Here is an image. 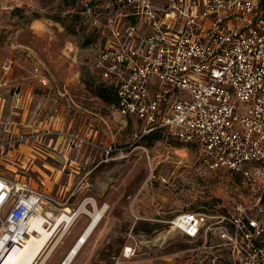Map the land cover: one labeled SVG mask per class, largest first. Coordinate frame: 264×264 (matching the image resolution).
I'll list each match as a JSON object with an SVG mask.
<instances>
[{
	"label": "built area",
	"instance_id": "obj_1",
	"mask_svg": "<svg viewBox=\"0 0 264 264\" xmlns=\"http://www.w3.org/2000/svg\"><path fill=\"white\" fill-rule=\"evenodd\" d=\"M76 1L82 42L92 40L84 47L98 45L95 83L116 93L112 108L135 119L142 135L159 132L169 146L194 148L206 169L225 170L237 182L233 213L179 212L170 228L187 239L223 240L229 264H264V0ZM53 134L75 145H54ZM37 136L10 137L0 151L31 142L36 153ZM44 141L63 148L66 165L84 140L46 129ZM0 182V253L38 236L39 221L49 228L50 216L65 211L44 178L37 186L25 176L0 175ZM91 200L77 209H93Z\"/></svg>",
	"mask_w": 264,
	"mask_h": 264
},
{
	"label": "rangeland",
	"instance_id": "obj_2",
	"mask_svg": "<svg viewBox=\"0 0 264 264\" xmlns=\"http://www.w3.org/2000/svg\"><path fill=\"white\" fill-rule=\"evenodd\" d=\"M74 3L0 0V143L22 133L38 135L36 153L31 142L0 151V175L25 176L34 186L40 178L47 183L52 173L46 164L57 169L65 164L60 153L45 155L44 128L77 133L84 140L79 151L67 154L64 173L54 169L58 183L71 190L58 194L59 187L48 183V191L63 205L72 194L71 208L90 196L108 210L72 264H229L223 240L209 235L187 239L169 222L193 210L233 213L237 182L225 170L206 169L194 148L169 146L158 134L142 135L135 119L112 108L115 102L108 110L95 108L89 99L102 88L93 69L98 45L83 46L85 33L73 16ZM41 77L47 86H41ZM104 113L108 127L100 118ZM59 137L52 135L54 145H75ZM88 220L83 215L74 223L46 264L60 263Z\"/></svg>",
	"mask_w": 264,
	"mask_h": 264
},
{
	"label": "bare ground",
	"instance_id": "obj_3",
	"mask_svg": "<svg viewBox=\"0 0 264 264\" xmlns=\"http://www.w3.org/2000/svg\"><path fill=\"white\" fill-rule=\"evenodd\" d=\"M3 187L4 185L0 182V190ZM91 202H93V210H90L84 204L76 211L67 208L62 214L51 215L50 217L53 220H47L49 223L51 222V227L49 228L42 225L43 221H39V235H33L23 245L8 247V249L0 253V264H46L55 254L62 240L69 234L70 228L77 220L79 221L78 214L83 212L84 215L89 216L90 220L71 245L68 254L60 262V264L62 262H64L63 264H72L99 227L104 218L103 216L108 210L107 204L99 207L94 200H91Z\"/></svg>",
	"mask_w": 264,
	"mask_h": 264
},
{
	"label": "crops",
	"instance_id": "obj_4",
	"mask_svg": "<svg viewBox=\"0 0 264 264\" xmlns=\"http://www.w3.org/2000/svg\"><path fill=\"white\" fill-rule=\"evenodd\" d=\"M91 102H92V104H95V108H97V105H100L99 107L100 108H104L105 110H108V109H111L110 107H111V103H108V102H104L103 101V99L101 98V97H98L97 96V98H90L89 99ZM110 105V106H109ZM116 111V110H115ZM117 112V111H116ZM118 113V112H117ZM105 114V113H104ZM108 114V113H107ZM107 114H105L104 116H101L100 118L102 119V121H103V123H104V126H110L109 124H107V121H109V118H108V115ZM119 114V113H118ZM120 115V114H119ZM110 123V122H109ZM47 129V127H45L44 128V130H46ZM101 129V128H100ZM103 131H106V129H105V127L103 128ZM92 132H94V134H98V132H99V128H98V126H96L95 125V127H94V129H92ZM58 149H59V151L61 152L62 151V149L63 148H58L57 146H50V147H48L47 145H46V147H45V151L47 152V154L46 155H48V156H52V154L55 152H57L58 153ZM66 166V165H65ZM65 166L62 168V169H57L54 165H51V164H46V169H47V171H49V172H51L52 174L51 175H48L47 174V177L48 178H50L49 180H47V183H46V185H45V187L47 188V189H45L46 190V192H48V195H50L52 198H55V195H52V193L50 192V191H48V187H47V185H49L48 183H52V187L54 186H57V187H59V189H58V194L60 193V194H63V192H68V191H70L71 189L68 187V188H66V187H64V186H62V185H60L59 183H58V181H59V179H58V176H57V174L55 175V172H54V169L56 168L57 169V171H58V175H59V173H60V175L62 174V173H64L63 171H64V169H65ZM53 171V172H52ZM69 176H70V181H71V178H72V176L73 175H71V174H69ZM52 178H53V180H52ZM49 181H51V182H49ZM49 190H50V188H49ZM66 190V191H65ZM71 197H72V194H70L69 195V197H68V199H67V201L69 202V200L71 199ZM92 198L95 202H96V200L94 199V197H90V196H86V197H84V199L85 198ZM84 199H82L81 201H80V203H79V205H78V207L81 205V203H82V201L84 200ZM66 203L64 206H63V209H67V208H71L70 206H69V203ZM97 204H98V202H97ZM99 206V205H98ZM77 207V208H78ZM87 207L90 209V210H93L92 209V205L91 204H88L87 205ZM77 208H71V209H73V210H75V209H77ZM84 215V213L82 214V215H80L78 218H80L81 216H83ZM88 216V215H87ZM89 217V216H88ZM89 221V220H88ZM83 230V229H82ZM68 232V231H67ZM80 234H81V232H80ZM79 234V235H80ZM69 238V237H68ZM68 238H67V240H68ZM77 238V237H76ZM76 238H75V240H76ZM75 240L73 241V243L75 242ZM66 243H67V241H66ZM72 243V244H73ZM71 244V245H72ZM66 245V244H65ZM71 245H70V247H71ZM70 247L68 248L69 250L67 251V253L66 254H64V257L68 254V252L70 251ZM53 257H54V255H53ZM52 257V258H53ZM63 257V258H64ZM62 258V259H63ZM61 259V260H62ZM61 262V261H60ZM60 264V263H59ZM62 264V263H61Z\"/></svg>",
	"mask_w": 264,
	"mask_h": 264
},
{
	"label": "trees",
	"instance_id": "obj_5",
	"mask_svg": "<svg viewBox=\"0 0 264 264\" xmlns=\"http://www.w3.org/2000/svg\"><path fill=\"white\" fill-rule=\"evenodd\" d=\"M74 1H75V3L73 5V8L77 6V1L76 0H74ZM73 16H75L77 18V24H79L78 23L79 16H77L76 13H74ZM91 41L92 40L90 39V37H87V39L83 42V46L89 45L91 43ZM96 93L98 94V97H101L104 99L106 98L107 102H109V103H112V101L115 102L117 100L116 93L114 91H112L111 89H105V88L103 89V87H102V88L98 89V91H96ZM151 134H158L159 136L161 135V133H159V132H155V133H151Z\"/></svg>",
	"mask_w": 264,
	"mask_h": 264
},
{
	"label": "water",
	"instance_id": "obj_6",
	"mask_svg": "<svg viewBox=\"0 0 264 264\" xmlns=\"http://www.w3.org/2000/svg\"><path fill=\"white\" fill-rule=\"evenodd\" d=\"M8 247H12V244H10ZM63 263H64V262H63ZM63 263H62V264H63Z\"/></svg>",
	"mask_w": 264,
	"mask_h": 264
}]
</instances>
